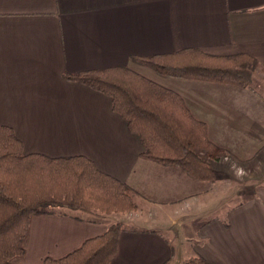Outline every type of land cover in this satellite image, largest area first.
<instances>
[{
  "label": "crops",
  "instance_id": "crops-1",
  "mask_svg": "<svg viewBox=\"0 0 264 264\" xmlns=\"http://www.w3.org/2000/svg\"><path fill=\"white\" fill-rule=\"evenodd\" d=\"M186 48L259 63L248 89L155 80L206 125L218 149L212 168L221 167L212 182L141 158L138 137L110 99L63 79L116 66L148 77L131 56ZM0 125L13 129L25 154L87 157L123 182L137 206L117 220L78 211L33 216L13 264L61 259L116 223L124 228L110 264H184L193 256L264 264V189L255 193L252 182L239 190L243 199L237 191L221 196L234 172L248 183L264 153V0H0ZM223 202L230 204L217 216Z\"/></svg>",
  "mask_w": 264,
  "mask_h": 264
},
{
  "label": "trees",
  "instance_id": "trees-1",
  "mask_svg": "<svg viewBox=\"0 0 264 264\" xmlns=\"http://www.w3.org/2000/svg\"><path fill=\"white\" fill-rule=\"evenodd\" d=\"M130 59L161 77L251 88L258 61L245 53L220 56L198 48ZM63 79L98 92L111 101L112 112L138 137L140 157L163 166H178L190 178L212 182L210 157L218 151L206 125L192 117L182 98L144 75L116 66L63 73ZM135 195L120 180L84 156L25 154L13 129L0 125V264L23 255L30 218L68 209L98 217L136 211ZM123 225L116 223L65 257L41 264H110ZM184 264H207L193 256Z\"/></svg>",
  "mask_w": 264,
  "mask_h": 264
},
{
  "label": "rangeland",
  "instance_id": "rangeland-1",
  "mask_svg": "<svg viewBox=\"0 0 264 264\" xmlns=\"http://www.w3.org/2000/svg\"><path fill=\"white\" fill-rule=\"evenodd\" d=\"M147 71H148V77L147 78H149L150 80H152L154 82H155V80L156 81H163L162 79H168V77H161V76L157 75L156 73H153V72H151L149 70H147ZM171 79H175V78H171ZM263 152H261V153H263ZM252 165H254V170L255 171H254V175L251 178L249 177L248 183H246L247 179H246L245 176H237V173L234 172V174H232L233 183L229 187L230 192L226 191L227 194L224 193L225 190H227V187L223 188L222 189V194H221L222 197H224V196L231 197L232 195H230L229 193L232 194L234 191H237L239 193L238 197L240 199H243V198H245V194L239 192V190L243 189V187H247L248 188L247 184L252 183V182H254V184H256L255 193L257 191L261 192L264 189V153L258 155L255 158V160L252 162ZM249 167H251V163L248 164L247 168H249ZM220 169H221V167H214V170L216 172V176H217V173H218V177L220 175ZM229 204H230L229 202H223V208H222L220 213L219 212L217 213V216H222L224 214L225 210L227 209V205H229ZM56 211H66L68 213H76L77 212V211H72V210H68V209H56ZM80 213L85 215V213H82V212H80ZM86 215H89V214H86ZM109 217H111V219L117 220L121 216L120 215H110Z\"/></svg>",
  "mask_w": 264,
  "mask_h": 264
}]
</instances>
